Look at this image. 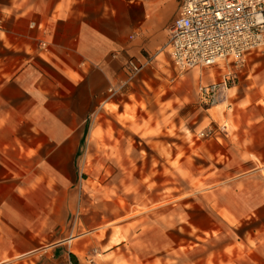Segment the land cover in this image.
<instances>
[{
    "label": "crops",
    "instance_id": "crops-1",
    "mask_svg": "<svg viewBox=\"0 0 264 264\" xmlns=\"http://www.w3.org/2000/svg\"><path fill=\"white\" fill-rule=\"evenodd\" d=\"M178 4L0 0V264H149L137 250L147 244L139 238L147 225L126 219L100 239L99 225L85 227L79 212L73 217L84 208L75 164L89 119L146 84L161 119L151 138L168 135L162 117L170 103L185 123L189 115L179 110L192 104L193 133L209 123L199 149L212 159V212H264V47L247 54L229 87L232 106L207 108L202 121L195 96L203 67L172 76L171 85L163 74L174 68L166 43ZM129 58L148 64L122 94L109 96L126 79ZM181 126L178 120L176 133L185 136Z\"/></svg>",
    "mask_w": 264,
    "mask_h": 264
},
{
    "label": "rangeland",
    "instance_id": "rangeland-1",
    "mask_svg": "<svg viewBox=\"0 0 264 264\" xmlns=\"http://www.w3.org/2000/svg\"><path fill=\"white\" fill-rule=\"evenodd\" d=\"M246 65L199 68L198 119L207 121L206 109L214 107L200 101L199 87L213 79L219 81L227 73L231 75L230 87ZM184 73L172 68V73L163 74L171 85L172 76L180 78ZM229 101L226 90V98L215 106L227 110L232 106ZM156 109L152 86L146 84L124 97L119 106L106 103L89 119L88 134L75 164L76 190H83L84 208H75L73 217L79 212L86 220L85 227L99 225L100 239L107 227L126 219L137 220L138 227L147 225L146 233L143 230L139 237L147 244L137 250L146 255L149 264H264V212H212V159L199 149L201 141L212 133L209 123L193 133L192 104L179 110V114L189 115V123H185L176 117L170 103V114L162 117L168 135L159 132L151 138V127H160ZM178 120L185 136L176 133ZM151 139H163L168 145L161 147Z\"/></svg>",
    "mask_w": 264,
    "mask_h": 264
},
{
    "label": "built area",
    "instance_id": "built-area-1",
    "mask_svg": "<svg viewBox=\"0 0 264 264\" xmlns=\"http://www.w3.org/2000/svg\"><path fill=\"white\" fill-rule=\"evenodd\" d=\"M264 47V0H179L176 17L168 26L166 49L179 72L195 67L239 68L248 53ZM148 62L129 58L126 79L108 89L120 95ZM230 74L201 85L200 101L215 106L226 98Z\"/></svg>",
    "mask_w": 264,
    "mask_h": 264
}]
</instances>
